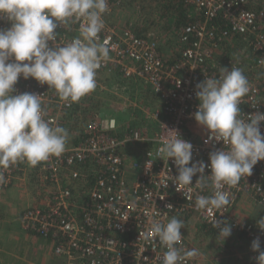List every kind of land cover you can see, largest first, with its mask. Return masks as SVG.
<instances>
[{"label": "built area", "instance_id": "2783aa9c", "mask_svg": "<svg viewBox=\"0 0 264 264\" xmlns=\"http://www.w3.org/2000/svg\"><path fill=\"white\" fill-rule=\"evenodd\" d=\"M183 2L196 20L174 30L177 48L168 60L162 54L161 39L141 36L135 29L119 27L110 20L124 0H108L110 10L103 16L105 28L98 35L100 43L108 40L110 59L97 70L96 90H107L99 79L114 71L134 80L135 87L149 86L157 104L154 109L143 107L142 112L158 123L159 130L152 137L135 129L131 132L128 129L121 136L120 121L95 110L75 137L67 141L60 157L38 164L47 196L41 204L22 212L23 228L51 239L55 243V255L67 264H160L159 258L167 249L158 238L146 239L145 234L153 220L167 223L172 217L195 216L203 225L217 231L215 221H227L232 226V235L245 236L250 244L259 237L264 248V231L257 227L256 221H245L237 212L242 201L251 199L260 217H264V161H259L252 175L242 177L237 185H225L229 205L199 210L195 207L196 197L213 194L211 181L201 190L195 185L197 174L192 179L191 192L187 187L177 188L170 179L178 175L173 160H161L157 156L161 141L168 136L167 129H177L181 138L193 145L192 162L203 161L207 165L209 153L224 147L223 142L205 143L209 132L193 118L199 104L196 85L205 77L218 76L221 67L228 70L239 67L249 80V93L239 104L241 118L264 113V8L256 9L252 0ZM137 7H141V2H134V10ZM9 26L7 21H0V27ZM78 29L79 23L61 25L55 30L56 42L71 41L79 35ZM237 39L242 43L235 42ZM14 88L15 94L40 95L44 119L53 121L54 125L63 127L64 114L74 113L69 118L78 114L76 106L80 100L69 105L54 88L33 78L25 80L21 76ZM260 127L264 134V122ZM133 144L147 146L138 158L129 162L125 150ZM26 165L18 163L0 169L5 177V182L0 183V195L10 188L16 174L25 170ZM204 174L210 175V168L206 167ZM177 247L185 251L196 249L183 235ZM253 252L256 264L258 253ZM198 256L186 259L184 264H198Z\"/></svg>", "mask_w": 264, "mask_h": 264}, {"label": "clouds", "instance_id": "9594fccd", "mask_svg": "<svg viewBox=\"0 0 264 264\" xmlns=\"http://www.w3.org/2000/svg\"><path fill=\"white\" fill-rule=\"evenodd\" d=\"M109 10L108 0H0V21L10 25L0 27V169L18 163L36 167L64 153L67 129L44 119L40 95L15 94L14 85L21 76L25 80L33 78L54 88L69 105L94 91L97 70L110 59L108 40L100 43L98 35L105 28L103 16ZM70 22L79 23V35L67 43H57L55 30ZM249 90V80L239 67H221L218 76L205 77L196 85L199 104L193 118L209 132L205 143L224 145L209 153L207 165L203 161L192 162L193 145L182 139L177 129L166 128L168 136L161 141L157 156L173 160L178 175L170 179L176 187H187L191 192L192 179L197 174L195 185L201 190L211 181L213 194L196 197L195 207L199 210L229 205L225 185H237L242 177L252 175L259 161H264V134L260 127L264 113L241 118L239 104ZM206 167L210 168V175L204 174ZM3 182L4 173L0 171V183ZM184 226L177 217L167 223L151 222L145 238L156 237L167 249L159 258L160 264H184L186 259L198 255L196 249L185 251L177 247ZM214 227L223 240L232 234L227 221L216 220ZM257 227L264 231V217L257 220ZM261 243L259 237L251 243L252 251L258 253L256 264H264Z\"/></svg>", "mask_w": 264, "mask_h": 264}, {"label": "rangeland", "instance_id": "374dc122", "mask_svg": "<svg viewBox=\"0 0 264 264\" xmlns=\"http://www.w3.org/2000/svg\"><path fill=\"white\" fill-rule=\"evenodd\" d=\"M165 1L166 0H124L122 7L113 11L110 20L117 22L116 20L119 18V27L136 29L138 32H143L144 36H154L157 39L166 40L168 44L171 43L175 46V29L171 31L170 29L164 28V25H167L168 19L161 16L164 10L162 3ZM134 2L138 4L141 2V7H137L134 10ZM252 2L257 6H262L264 4V0H252ZM128 16L130 17V21L134 22L132 27L129 25L126 26L122 21L123 18H128ZM99 82L105 85L107 90H94L88 94L87 98H85V96L82 98L86 99L87 102L93 106L98 105L95 110H100L105 116L117 118L121 123V129L119 131L121 136H123V133L128 129H131L130 132L134 131V122L138 125L135 130L142 133L148 132L145 128L151 129L150 126L154 128V125L157 123L149 120L142 112L143 107L151 109L157 104V99L152 94L149 86L147 87L144 84H140L143 89L138 87V89L135 90L134 80H127L123 76L109 73H107V75H102ZM131 104H134V107ZM136 106L140 107L136 108ZM89 114L90 112L85 110L84 106L80 108V112L73 118L67 117L70 113H67V115L64 114L62 119L64 122L62 125L69 133L67 141H70L71 138L75 137V134L81 130L84 125L83 122H87L91 119L90 116H88ZM134 151L140 152L138 146L134 147ZM245 200L247 201L241 204L242 206L240 207V211L238 210V213L243 220H251L252 218H250L249 210L246 209V207L249 206L247 202L251 203L253 207L248 208L250 210H255L252 212L254 216L260 211L251 199ZM180 219L184 221L185 225L184 228L181 229L183 231L181 232L182 235L190 240L192 239L193 241L199 242L200 247L198 248L200 249L202 257L206 258V260H214L217 261L218 264H255V261L252 259L253 257L250 258V254L247 255L250 249L247 252H242L243 246L240 240L243 236L237 237L236 235H232L225 240H223V237L217 235L218 233L214 236H206V234L210 235V232H214L212 228L206 227L210 232H202L198 225V220L192 225L191 222L186 221L187 219L183 217ZM197 236L201 239L198 240Z\"/></svg>", "mask_w": 264, "mask_h": 264}, {"label": "crops", "instance_id": "0c3cea01", "mask_svg": "<svg viewBox=\"0 0 264 264\" xmlns=\"http://www.w3.org/2000/svg\"><path fill=\"white\" fill-rule=\"evenodd\" d=\"M116 21V24H118L120 19L118 18ZM122 21L126 26L129 25L132 27L134 24V22L130 21L129 16L128 18H123ZM175 50L176 48L173 44H168L166 40H162L161 51L166 59L171 60ZM138 87L139 85L136 87L134 86V89L137 90ZM82 104L84 109L89 111L91 114L95 111L93 105L88 103L87 100L82 102ZM79 111L80 109L76 110L77 113H79ZM71 114L74 115V113H70V115ZM83 124H85V122H83ZM137 126L138 125H136L134 122L135 129H137ZM150 127L151 129L145 128L148 132L143 133H146L152 137L156 132H158L159 125L157 123L154 125V128L152 126ZM125 152L126 159L128 157L127 161L129 162L134 160V158L139 157V153L134 151V144L130 145L129 148H126ZM24 169L25 170H21L16 174V177L10 188L0 195V211L2 214V225L0 226V264H67L63 258L55 255V243L51 239H44L31 230H26L23 228L21 220L22 212L34 204H41L43 199L47 196V188L42 178L43 173L41 172L39 165L36 167H31L27 164ZM50 190L51 189H49V192ZM247 203L249 204V208H253L251 203ZM241 206L239 205L238 207L239 211ZM248 207H246V209L249 210L250 218H252L250 221L257 222V220L261 218V213L259 212L254 216L252 212L255 210H250ZM177 218L180 219L182 217ZM183 218L187 219V222H191L192 225H194V222L198 220L195 216ZM198 222L202 232H210L200 220H198ZM212 229L214 232H210V235L206 234V236H214L218 233L217 230L214 228ZM181 232L183 231L181 230ZM186 239L196 248V250H198V257H200L198 264H218L217 261H208L206 258L202 257L200 249L198 248L200 247L199 242H196L195 240L193 241L192 239L190 240L188 238ZM197 239L200 240L201 238L197 236ZM240 242L243 246L242 252H247L250 249L251 252L249 250L247 255L250 254V258H252L251 253L253 251L251 249V244L248 242L245 236L241 237Z\"/></svg>", "mask_w": 264, "mask_h": 264}, {"label": "trees", "instance_id": "16d2710c", "mask_svg": "<svg viewBox=\"0 0 264 264\" xmlns=\"http://www.w3.org/2000/svg\"><path fill=\"white\" fill-rule=\"evenodd\" d=\"M162 4L164 7L163 8L164 10H163V14L161 16L163 18L165 17L168 19L167 25H164V28H166V29H170L171 31H173L174 29L175 30L182 29L183 27L192 24L196 20L194 14H192L190 8L186 7L183 0H166ZM253 6L256 7V9L257 8H260V9L264 8V4L262 6H257L255 4H253ZM138 33H139V35L144 36L143 32H138ZM236 41H240L242 43V41L240 39L235 40V42ZM236 45L238 46L239 44L237 43ZM112 74L117 75V76H121L120 73H118L117 71H114ZM87 97H88V94L85 96V98H87ZM84 101H86V99H83V98L80 99V103L76 106V110L80 109L83 106L82 102H84ZM97 107H98V105H94L93 106L94 110ZM93 113L92 114L90 113L88 116H90V118H91ZM129 130H131V129H129ZM127 133H125V134H127ZM150 145L151 144H149V146ZM146 146H147L146 144L138 145L139 151L144 150ZM93 182L94 181H92V183ZM204 226L208 227L206 225H204Z\"/></svg>", "mask_w": 264, "mask_h": 264}]
</instances>
